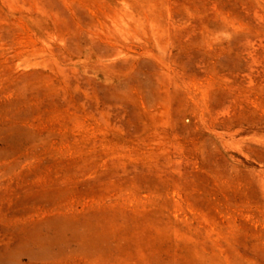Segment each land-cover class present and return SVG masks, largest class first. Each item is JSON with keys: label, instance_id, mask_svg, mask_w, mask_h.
Returning <instances> with one entry per match:
<instances>
[{"label": "rangeland", "instance_id": "obj_1", "mask_svg": "<svg viewBox=\"0 0 264 264\" xmlns=\"http://www.w3.org/2000/svg\"><path fill=\"white\" fill-rule=\"evenodd\" d=\"M0 264H264V0H0Z\"/></svg>", "mask_w": 264, "mask_h": 264}]
</instances>
